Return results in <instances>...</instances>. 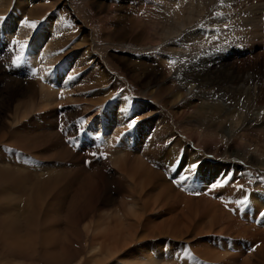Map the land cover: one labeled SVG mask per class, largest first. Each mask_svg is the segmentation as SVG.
<instances>
[{
    "label": "rangeland",
    "instance_id": "374dc122",
    "mask_svg": "<svg viewBox=\"0 0 264 264\" xmlns=\"http://www.w3.org/2000/svg\"><path fill=\"white\" fill-rule=\"evenodd\" d=\"M130 2L127 3L125 0H46L43 6L45 10L44 13L42 12V20L34 23L35 27H31L30 25L33 23H25L27 12L41 3L4 0L7 7L1 12L10 15V19L24 22L30 34H19L10 38L3 30L5 19L3 18L0 22V39L2 42L5 40L4 43L7 42L6 51L0 44V51L2 48L0 52V91L6 89L5 84L10 85V91L19 84L23 88L28 82L27 79H31L27 74H34L33 69L39 70L38 65L35 66L29 62L26 56L31 50L29 42L33 40L35 35L40 32L46 34L44 31L47 25L45 19L49 20L53 12L62 11L63 15L67 12V15L70 14L73 20L78 22H75V26H71L74 29L73 38H70L67 44L61 42L58 62L53 67L56 69L62 63L68 72H75L74 82L68 88L60 86L59 83L56 85L53 83L44 84L40 87L41 79H39L40 81L37 78L34 79L35 102L32 104L24 102L26 107L23 106V108L21 106L14 109V106H11L3 114L4 124L0 126V150L5 154L0 155V158L8 160L9 163L6 160L7 166L12 164L11 166L15 169H26L35 175L37 173L45 174L44 178H47L45 172L49 168L54 171L61 170L62 175L69 173L66 175L69 176L65 188L66 193L67 190L71 191L68 186L71 185L76 175L81 181L89 178L95 185L107 182L108 171L105 169V165L111 163V157H114L113 152L117 148H123L121 159L130 158V162L122 161L118 168L129 166L134 171L137 168L140 173L148 168L158 171L168 182L170 188L172 186L174 190L179 191H174L173 194H179L183 200H179L177 203L172 200L174 204L167 205L171 208L175 207L174 209L187 208L191 207L187 198L192 200L193 205H196L197 212L191 214L190 217L198 222V237L203 238L202 241L209 244H205V251L209 248L216 253V259L213 262L209 254L205 253L202 258L195 252L197 247L194 243L178 240L174 242V238L169 233L158 241L153 240L156 241L155 243H151L148 238L138 243L136 240L142 234L141 230L147 226L143 227L144 225L141 223L135 229L137 231L134 237L136 238L135 243L125 249L126 253L131 252L132 254L121 255L120 253L121 256L115 255L117 259L114 262L107 260L109 263L105 261L102 264H121L120 260H124V264H137L142 255L138 249V246L141 245L149 249L162 247L161 254L167 257L171 254L168 253L167 247L172 243H177L175 248L178 250L176 253L173 252L178 254L175 257L178 259L185 257L189 264L190 262L194 263V260L196 261L194 264H258L264 262V215H262L264 209L259 211V207L253 198L256 194L264 195V165L263 167L259 165L260 160L262 159L264 162V159L258 160L257 157L258 154L264 155V123L261 130L252 128L242 142H227L228 137L223 138L225 142H197L194 136L187 138V132L196 133L197 129L186 126L183 119L181 122H177L178 113L199 110L198 108L190 109L188 106V99L184 91L187 85L192 81L201 80L206 74L229 80L231 79L230 71L240 70L250 55H239L235 52V49L243 47L241 43L224 41L215 45V41H213L211 45H206L201 42L196 55V60L200 65L194 75L183 82L180 73L175 75L169 70L171 65L164 57L166 48L173 47L171 40L175 38L177 32L175 24L169 21H156L160 24H154L143 10L141 0ZM238 12L243 14L241 23H238L237 19L230 21V23L234 26L240 24L244 28L243 30L250 32L254 36L256 46L264 45V36H258L256 29L251 30L252 24L246 23V18L253 17L255 14L264 17V0H246L245 5L238 7ZM129 20L131 23L127 24L126 22ZM162 32H166L170 36L169 41L162 38ZM64 34L66 33L61 31L59 36L63 37ZM126 34H138L140 39L138 41L133 40ZM234 35L236 37L243 36V34ZM184 36L186 39L189 38L188 35ZM245 37H250V35H245ZM74 38L84 42V44L80 46L78 43V45L72 40ZM184 47L185 52L189 53L188 43ZM225 48L231 50L226 51ZM10 49L14 50L13 55H10ZM143 53L147 55L144 56ZM61 54L64 56L60 57ZM142 56L146 62L151 64L154 72L163 73L162 85H167L168 90H161L162 85L158 88L159 84L156 83L151 84L148 88L143 86V77L148 75L146 71L148 63L143 61ZM136 57L141 61L142 68L138 66ZM89 58L91 59V67L87 61ZM252 60L257 67H261L262 59L260 57L254 55ZM16 61H19L21 66L16 65ZM144 65H146L145 68ZM219 66L222 67L223 72L216 71ZM30 67L34 68L31 70ZM135 69L138 75L134 74ZM258 80L261 79L256 81ZM46 88L54 94L52 101L57 102L56 104L43 103V94L46 92ZM251 88L253 89L254 86ZM68 91H70V101L66 102L63 100ZM126 92L130 93L134 103L140 104V107L132 110L126 109L124 99L121 97ZM178 93L182 94L183 99L175 101L174 97ZM7 99V94L0 95V110L1 100ZM209 99H217L225 105L222 101L224 98L221 92L211 93ZM119 102L121 105L118 106L117 112L120 114L121 134L115 138V142H107L108 137L109 140L113 138L112 135H109L108 129L119 130V120L116 121L114 128L104 127L101 122L103 117L101 113H107L108 107H114V104ZM237 109L240 108L237 107ZM48 113L52 115V122L44 118ZM70 117H73L77 123L73 122L66 128L60 119L66 120ZM40 124H44L47 128L37 132L36 128ZM180 125H184L186 128L180 127ZM102 127L103 131L107 128L106 138L103 133H100ZM171 131L178 136L179 140L174 142L169 140L165 133ZM31 132L33 133L31 134ZM154 136H156V141L153 140ZM42 140L44 142H41ZM97 141L100 142V145L93 143ZM160 146L165 150L163 155L166 156V163L161 162V156L156 152L157 148L161 149ZM39 147L42 148L39 150ZM58 147L61 148L59 152L66 160L53 157L52 154H47L45 150L55 152ZM66 150L73 157H79V160L75 163L66 157ZM35 151L38 153L35 154ZM190 151L200 156L195 164L188 161ZM40 152L43 155L39 154ZM157 155L160 158V163L157 161ZM202 157L204 159L201 161ZM244 157H249L250 160L244 159ZM54 158L57 160H53ZM97 160L102 162L96 165L94 172H90L91 164ZM204 161L209 165L210 163L214 165L204 168ZM173 162L174 165H171ZM258 162L259 164H257ZM110 166L113 172L118 169L112 164ZM66 168L69 169L67 173ZM111 176L114 174L111 173ZM15 177L10 175L9 182H0V221H7L8 216H10L8 209L14 208L12 213L21 214L24 208L22 206L25 201L24 197L19 201V198L13 193V186L21 187L25 182L20 180L18 174ZM63 180L66 183V180ZM152 182L161 183L155 177H152ZM64 184H62L63 187ZM110 187L113 188L112 185ZM57 191L60 190L56 189L48 196L50 199L48 198L46 203H44L45 197L42 198L44 201H42L44 203L42 211L36 207L38 199L30 201L31 207L28 213L22 214L23 218H21L22 224L26 225L24 229L16 226V223L10 220V227L13 232H8L0 223V264H87L90 256H93L92 254L89 255L88 251L97 224L110 225L111 228L113 217L117 218V221L112 223L113 227L119 226L120 222L124 221L122 215L125 213L121 210L127 213L128 207H124L122 201L118 199L122 205L117 212L112 214L113 207L110 205L108 213L94 214L92 220L87 217L81 223L82 231L75 221L77 218L76 207L68 210L69 215H67L66 209L61 205L64 197L59 198ZM3 193H6L4 198ZM13 196L15 200H13ZM163 196L165 197V193ZM140 197L147 198L148 201L167 200L158 197L157 191H146V197L140 193ZM128 204L126 206H129ZM262 204L264 206V202ZM110 208L111 210H109ZM204 210L210 211L215 218L208 217ZM143 212H145V204L143 205ZM147 217L148 214H145L142 220ZM86 224L87 227H84ZM65 228L70 230L67 233V239L64 236L66 234ZM77 235L79 242H76ZM133 240L127 241L128 243L123 240L119 248L125 247ZM16 244L19 246L18 249L14 247ZM181 246L185 248L182 249ZM153 252L155 253L151 250L149 254H153ZM200 261L202 263H199ZM203 261L205 262L203 263Z\"/></svg>",
    "mask_w": 264,
    "mask_h": 264
},
{
    "label": "bare ground",
    "instance_id": "6f19581e",
    "mask_svg": "<svg viewBox=\"0 0 264 264\" xmlns=\"http://www.w3.org/2000/svg\"><path fill=\"white\" fill-rule=\"evenodd\" d=\"M37 1L38 0H23V2L26 3H36ZM144 1H146L147 3ZM245 2L246 0H223V2L222 0H141L143 10L150 17V20H152L154 24H160V22H156V21H163V22L169 21L172 24H175V27L177 28V32L175 38L171 40V44L173 47L166 48V53H165L166 55L164 57L166 58L167 62L171 65V67L169 66V70L175 75L180 73L182 75L183 82L188 77L193 76L194 72L200 65L199 62L196 60V55H197V48L201 42L205 43L206 45H211L213 41H215V45H219L224 41L241 43L243 47L239 49H235V52L239 55H243V54L250 55V58L247 59L246 63L243 64L240 70L236 72L230 71L231 79L229 80H223L217 76H213L212 74H206L201 80L192 81L189 85L185 87L184 91L188 99L187 100L188 106H190V109L193 108L199 109V110H189L187 113L185 112V113L177 114L178 117L177 122H181V120L183 119L186 126H190L197 129L196 133L187 132L188 139L194 136L197 142H225L223 138L228 137L227 142H242L244 141L245 136H247L250 133V130L252 128L255 130H261L262 124L264 123V45L256 46L254 42L255 41L254 36L250 32L243 30L244 28L240 26V24L234 26L230 23V21L234 19H237L238 23H241L243 14L238 12V7L245 5ZM44 5L45 4H40L39 6L33 7L31 10H28L26 16L27 22L36 23L39 20L41 21L43 18L42 12L45 9V7L43 8ZM6 7L7 5L4 3V0H0V18L5 19V23H4L5 27L3 26L4 27L3 30L5 31V33L10 38H13L19 34H30L27 25L24 22L17 21L15 19H10V15L1 12V10ZM65 13L66 14H64V19H67V12ZM2 19H0V22L2 21ZM57 21H58L57 18L54 17L50 18L47 22L46 29L44 30L46 34H44L43 32H40L38 35L34 34L35 37L31 42H29L31 44V50L29 53H27L26 58L33 65L35 66L38 65L39 70H35L33 69L34 67L33 68L30 67L31 70L32 69L34 70V72L31 71L34 74H30V73L27 74L31 79H27L28 82L26 81L27 83L23 86V88H21V85L19 84L14 88H12L10 91V85L5 84L6 89L4 88L2 91H0V95L7 94V98H8L7 100L4 101L1 100L0 126L4 124V121L2 119L4 112L8 111L11 106H14V109L18 107L20 108L21 106L23 108V106L26 107V105L23 104L24 102H29L27 104H32L35 102L36 88L35 85L33 84L35 78H37V80L41 79V81L39 80L40 82L38 81L40 87H42L44 84L49 85V83H53L56 85V83H59L60 86L64 88H68L71 85V83L74 82L75 79L74 77L76 76L75 72L72 73L68 72V70L64 68L62 63L59 64L58 68L53 69L56 62H58L57 61L59 56L58 52H60L59 47L62 46L61 42L67 44L69 39L73 38L74 35V31H71L67 28L65 30V25L63 30L56 29L55 25ZM126 23L130 24L131 20L127 21ZM246 23L252 24L250 28L251 30L256 29L258 36L260 37L264 36L263 15L255 14L253 17H247ZM61 31H63L67 35L64 34L63 37H60L59 34ZM234 34H240V35L243 34V36L236 37ZM244 34L248 36L250 35V37H245ZM126 35L130 36L133 40L136 41L140 39V35L138 34L135 35L126 34ZM184 35H188L189 38L186 39ZM29 36H33V35H29ZM161 36L163 39L167 41L170 40V36L166 32H162ZM72 40H74V42H77V44L79 43L80 46L83 44L82 41L78 39L74 38ZM4 41L2 42L0 39V44H2L1 47L3 48V50L6 51L7 42L4 43ZM187 43L190 47L189 53L185 52L184 46H186ZM224 50L230 51L231 49L225 48ZM13 54H14V50L10 49V55ZM143 55L146 56L147 54L143 53ZM254 55L262 59L261 67H257L256 63L253 62L252 57ZM63 56L64 54L60 55V57ZM144 56H142L143 61L145 63H148L144 60ZM90 60H91L90 58L89 60H87L89 61L88 62L89 65H90ZM136 60L138 61L137 62L138 66L142 68L143 65L141 66V61L139 60L138 57H136ZM221 60L223 59L221 58ZM16 65L21 66L19 61H16ZM145 66L146 65H144V68ZM146 71L148 75L147 77H143L144 78L143 86L145 88H148L151 84L156 83L159 84L158 85L159 88L163 83L162 82L163 73L157 74L156 72H154L153 67H151L150 63H148ZM216 71L223 72V69L221 66H219L217 67ZM134 74L138 75L136 69L134 70ZM257 79H261V80L256 81ZM177 80L179 79L177 78ZM251 86H254V88L252 89ZM161 90L163 91L168 90V86L162 85ZM69 92L70 91L66 93V95L64 96L65 99L63 101L66 102L70 101ZM218 92H221L223 94L224 100L222 101L225 103V105L220 103V101H217V99H211V100L209 99L211 93H218ZM53 96L54 94L51 91L47 90L46 88V92L43 94V98H44V100H42L43 103L49 105L56 104L57 102L52 101ZM121 97L124 99L125 102L124 105H126L127 110H132L134 108L140 107V104L134 103L135 101L132 100L130 93L126 92ZM199 97H202V99H199ZM182 99L183 96L181 93H178L174 97L175 101ZM205 100H210V101L206 102ZM235 103L236 105H233ZM116 104L118 108V106L121 105V102ZM237 107H239L240 109L238 110ZM44 118L52 122L51 121L52 115L50 113L45 115ZM118 120H119V130H120V114L116 112V114H114L115 124L116 121ZM60 122H62V124H64L66 128H68L71 124H73V122L77 123V121H75L73 117H70L66 120L61 118ZM180 127L186 128L184 125L183 126L180 125ZM46 128L47 127L44 124H40L37 126L36 130L38 132ZM100 129H101L100 133H103L104 132L103 127ZM119 130L108 129L109 135H112L113 138H110L109 140L108 137L107 142H115V138H118L117 136L121 134L120 133L121 131ZM32 133L33 132H31V134ZM165 135H167L169 140H171L172 142L179 140L178 136L175 133H173V131H171L170 133H165ZM233 137L234 139H232ZM41 142L44 141L42 140ZM40 148L42 147H39V150ZM160 148L161 149L157 148L156 152L161 156V162L166 163L165 162L166 156L163 155L165 153L164 152L165 150L162 149L161 146ZM45 150L47 151V154H52L53 157L63 159V161L66 160V158L62 156V154L59 152V150H61V148L59 147L55 152H50L47 149ZM261 151H263V149H261ZM41 152L39 154H42ZM36 153L38 152L35 151V154ZM4 154L5 152L0 150V155H4ZM70 154L71 153H69L66 150L65 156L72 159L76 163L77 160H79V157H77L78 158L77 159ZM122 155H123V148L122 149L117 148L113 152L114 159L111 157L113 161L111 160L110 164H112L113 167L118 168L119 163H121L122 161L130 162V158L121 159ZM258 155H257L258 160H260L261 158L264 159V155L263 156H261L260 154ZM189 156L190 159L188 161L193 162V164H195L200 159V156L193 151H190ZM203 159L204 158L202 157L201 161ZM244 159L250 160L249 157H244ZM6 160L7 159L5 158H0V182L1 181L9 182L10 175L15 177L16 174L20 176L19 177L20 180L25 182V184H23V186L21 187L17 185L13 186V193L15 194L16 197L19 198V201H21L24 197L25 201L24 204L22 205L24 207V208L22 207L23 208L22 213L21 214L12 213L11 211L12 209H14L12 208V206H11L12 209H8L10 220L14 221L16 223V226L21 227L22 229L26 227V225L22 224L21 222V218H23L22 214L26 215V213H28L31 207L30 201L31 200L34 201L38 199V201H36V207L38 208L39 211H42V209L44 208L43 206L44 203L48 201V198L50 199V197L48 196L51 193H53L56 189L60 190L57 191L59 192V194H57L59 195L58 197L59 198L64 197L61 205L66 209L67 215H69L68 210H72L76 207L77 218L75 221L78 224V227L82 226L81 224L82 221L85 220L87 217H90V220H92L93 219L92 215L94 214L108 213L109 212L108 207H110V205L113 207L112 214L113 212L118 211V208L121 207L122 203L124 204V207H128L127 213L124 210H121L122 212L125 213V214L122 213L123 214L122 218L125 221V223L124 221L123 222L121 221L119 226L113 227L112 223L117 221V218L113 217L114 219L111 221V228L109 227L110 225L107 224H106L107 226H102L100 224H97L96 226L97 228H95V232L92 234L93 237L91 236L92 242H91V247L89 248L88 251V254L89 255L92 254L93 256H90L87 264H102L107 260H111L114 262V260L117 259L116 258L117 256L115 257V255L119 256L120 253L121 255L132 254L131 252L126 253L125 249L131 246L132 243H135L136 238L134 237L137 233L135 229L141 223L144 225L143 227H145L146 225L148 227L146 226L143 230H141L142 234L138 237L139 239L136 240L138 241V243H141V240L144 241L145 238L151 240V243L153 242L155 243L156 241L160 240L161 237L163 238L169 233L174 238V242L178 240V241H184L185 243L188 241L194 243L195 246L197 247L195 248V252H197V255L201 256L202 258L206 253L211 255L212 262L215 261L216 259V253H214L212 249L208 248L205 251L204 246L207 243L202 241L203 238L198 237L199 236V232L197 231L198 222H196L193 217H190L191 214H195L197 212L196 205L195 204H194L195 206L193 205V202L190 198L187 199L189 206L191 207L174 209L175 207L171 208L169 205H167V204L173 205L174 204L173 201L177 203L179 200H183V197H181L179 194L178 195L173 194V192L177 190H174L172 186L170 188L168 182H166L165 178L158 171H153L148 168L144 172L140 173L137 168L134 171L130 169L129 166H123L121 168H118L117 170L115 169V171H117L115 173V171L113 172L110 164H107L105 165V169L108 171L106 175L107 182L105 183L101 182L95 185L89 178L85 181H81L78 178V175L75 174L76 176L74 177L71 185L68 186V189H70L71 191L67 190V192L65 193V188L67 187L68 177H69V176L67 177L66 175L69 174L67 173L69 169L67 170L66 168L67 174H63V175L61 174L62 173L61 170L54 171L52 168L46 169L45 173L47 178L46 177L44 178L43 176L45 174L42 175L37 173L35 175L28 172L26 169L25 170L15 169L11 166L12 164H10L11 167L7 166L8 160L7 162ZM53 160H57V159L54 158ZM157 161L160 163V158L158 157V155H157ZM101 162H102L101 160H97L94 163H92L90 172H94L96 169V165ZM260 162H261L260 164L259 162L257 164L263 167L264 165L263 160L261 159ZM171 165H174V162ZM213 165L214 164L211 163L210 165L207 164L206 161H204L203 163L204 168H209L212 167ZM126 169H128L129 171ZM63 170L65 171V169ZM111 173H113L114 176H111ZM152 177H155L157 180H160L161 183L155 184V182H152ZM15 178L18 180L17 177ZM63 179L66 180V183L64 182ZM62 184H64V187ZM110 185L113 186L112 189ZM166 189H168L169 191H167ZM146 191L148 192L157 191L158 197H162L167 200L156 199L155 201H148L147 198L140 197V193L141 195H143V197H146ZM164 193H165V197L163 196ZM5 194L6 193H3V198ZM43 197H45L44 199L45 202L42 200ZM14 198L15 197L13 196V200H15ZM253 198L255 199L259 207L258 210L259 211L263 210L264 206L262 203L264 202V195L256 194V196H254ZM118 199L121 200L122 203ZM40 200L41 202L43 201L44 203L42 202L43 203L42 204ZM143 202L145 204V212H143V205H144ZM127 203H129L128 204L129 206H126ZM33 205L35 206V204ZM16 210L18 211L17 206H16ZM109 210H111V208ZM204 211L206 212V215L208 217L215 218V216H213V214L210 211L208 210H204ZM145 214H148V217L142 220ZM16 217L19 218L17 219ZM84 227H87V224ZM88 228L90 229V227ZM10 231L13 232L11 230V227H10ZM69 231L70 230L68 228H65V232H66V234L64 235L65 237L67 236V233ZM142 236L144 237L142 238ZM67 238L68 237H66L65 239ZM76 238H77L76 242H79L78 235L76 236ZM196 238L197 240H195ZM131 239L134 240L130 244L126 245L123 248H119V245L123 240L126 243H128L129 241H131ZM175 245H177V243L176 244L172 243L169 247H167L168 248L167 251H169L168 253H171L170 255H167L168 258L161 254L162 247L149 249L146 246H142V245L138 246V249L140 250V253L142 255L141 258L139 257L137 264H189L184 256H183L184 258L179 257V259L175 257L176 255H178V254H174L178 250L175 248ZM14 247L17 249L19 248L17 244ZM151 250L155 251V253L153 252V254H149V251ZM190 250L192 251V249ZM195 252L194 254H196ZM180 254H184V253H180ZM137 255L140 256L139 254ZM127 261L130 262L129 260ZM120 262L121 264H124L123 263L124 260H120ZM195 262L196 261L194 260V263ZM204 262L205 261H203V263ZM117 263H119L118 260ZM194 263L190 262V264H194ZM199 263L202 262L200 261ZM258 264H264V262L262 261Z\"/></svg>",
    "mask_w": 264,
    "mask_h": 264
},
{
    "label": "crops",
    "instance_id": "0c3cea01",
    "mask_svg": "<svg viewBox=\"0 0 264 264\" xmlns=\"http://www.w3.org/2000/svg\"><path fill=\"white\" fill-rule=\"evenodd\" d=\"M125 1H127V3H131L130 1H132V0H125ZM37 2H39L41 4H45L46 0H38ZM52 17L58 19V21L56 22V25H55V28L58 30H63L64 25H65V28L70 27L69 30L73 31L74 29L71 26H75V22H78L76 20H73V18L70 14L67 15V19H64V15H63L62 11L53 12L50 18H52ZM45 22H48V19H45ZM82 43L84 44V42H82ZM107 109L110 111H113L114 114H116L117 104H114V107L110 106ZM153 140L156 141V136L153 137ZM0 223L4 226V229L6 231L10 232V216H8L7 221H0Z\"/></svg>",
    "mask_w": 264,
    "mask_h": 264
},
{
    "label": "flooded vegetation",
    "instance_id": "af4514ba",
    "mask_svg": "<svg viewBox=\"0 0 264 264\" xmlns=\"http://www.w3.org/2000/svg\"><path fill=\"white\" fill-rule=\"evenodd\" d=\"M102 123L103 125L107 128H113L115 127V122H114V112L113 111H110L108 110L107 113L105 112H102ZM108 116V117H107Z\"/></svg>",
    "mask_w": 264,
    "mask_h": 264
},
{
    "label": "snow or ice",
    "instance_id": "6c2138e0",
    "mask_svg": "<svg viewBox=\"0 0 264 264\" xmlns=\"http://www.w3.org/2000/svg\"><path fill=\"white\" fill-rule=\"evenodd\" d=\"M222 2H223V0H222ZM0 19H2V18H0ZM25 23H27V21H25ZM31 27H35V24L33 23V24H31L30 25ZM133 123H134V121H133ZM131 126V125H130ZM95 155V154H94ZM194 167V166H193ZM262 215H264V213H262Z\"/></svg>",
    "mask_w": 264,
    "mask_h": 264
}]
</instances>
